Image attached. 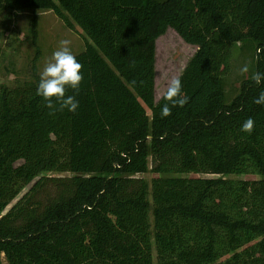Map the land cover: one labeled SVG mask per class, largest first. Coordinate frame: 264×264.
<instances>
[{
	"label": "trees",
	"instance_id": "trees-1",
	"mask_svg": "<svg viewBox=\"0 0 264 264\" xmlns=\"http://www.w3.org/2000/svg\"><path fill=\"white\" fill-rule=\"evenodd\" d=\"M0 10H50L85 35L76 113L49 115L39 80L0 85V264H154V245L157 264H264V105L253 102L264 84L250 75L226 102L221 83L240 40L264 73V0H0ZM168 28L197 49L178 76L188 103L161 118L156 40ZM149 158L150 182L137 176ZM247 174L257 178L233 177Z\"/></svg>",
	"mask_w": 264,
	"mask_h": 264
},
{
	"label": "rangeland",
	"instance_id": "rangeland-1",
	"mask_svg": "<svg viewBox=\"0 0 264 264\" xmlns=\"http://www.w3.org/2000/svg\"><path fill=\"white\" fill-rule=\"evenodd\" d=\"M33 16L36 20L35 33L32 28ZM79 29L78 25L74 29L67 27L50 10L36 12L0 10V85L13 86L39 80V73L46 61L57 50L59 42L63 39L71 41L70 48L73 54L81 52L84 49L85 35L84 33L82 35ZM196 49V45L186 43L172 28H168L163 35L157 38L154 94L156 101L162 96L166 82L170 78L180 75ZM255 60L254 46L249 40H240L233 44L228 70L221 77L226 102L231 101L239 93L241 85L254 72ZM245 64L249 65L250 71L241 75L239 70ZM151 165L149 158V170L137 176L150 182L155 176V173L151 172ZM69 174L68 172L46 173L48 176H67ZM198 176L214 177L209 174H198ZM233 177L257 178L253 174ZM27 190L28 186L19 196ZM149 198L151 200L150 196ZM150 220L152 221L151 213ZM152 256L154 264H157L155 245L152 249Z\"/></svg>",
	"mask_w": 264,
	"mask_h": 264
},
{
	"label": "clouds",
	"instance_id": "clouds-1",
	"mask_svg": "<svg viewBox=\"0 0 264 264\" xmlns=\"http://www.w3.org/2000/svg\"><path fill=\"white\" fill-rule=\"evenodd\" d=\"M70 45V40H61L59 47L52 53L39 73L36 95L42 98L44 107L49 109V115H55L65 109L74 114L79 108L76 96L84 80L83 65L71 51ZM239 71L241 75L247 74L250 71L249 65L245 64ZM251 80L255 85L261 86L264 84V73L252 72ZM70 91L73 94H69ZM161 99L163 100L161 118L172 115L173 108L184 107L188 103L189 97L182 92L180 77H172L166 82ZM253 102L257 105H264V88H261L259 96L254 98ZM254 127L255 121L249 117L240 130L250 135Z\"/></svg>",
	"mask_w": 264,
	"mask_h": 264
}]
</instances>
